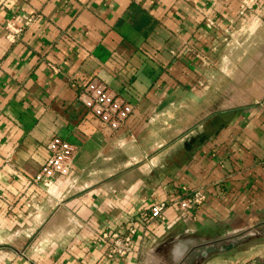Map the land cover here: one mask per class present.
<instances>
[{
	"label": "crops",
	"instance_id": "obj_1",
	"mask_svg": "<svg viewBox=\"0 0 264 264\" xmlns=\"http://www.w3.org/2000/svg\"><path fill=\"white\" fill-rule=\"evenodd\" d=\"M94 77L132 105L116 132L78 98ZM53 136L76 153L46 192L32 179ZM199 187L191 213L148 217ZM131 219L132 251L107 258L100 235ZM251 261H264V0H0V264Z\"/></svg>",
	"mask_w": 264,
	"mask_h": 264
},
{
	"label": "built area",
	"instance_id": "obj_2",
	"mask_svg": "<svg viewBox=\"0 0 264 264\" xmlns=\"http://www.w3.org/2000/svg\"><path fill=\"white\" fill-rule=\"evenodd\" d=\"M207 25L211 21L207 20ZM6 39L13 42L21 32L19 27L7 25ZM196 57L201 61L206 62L203 56L197 52ZM200 83V81H199ZM200 85H202L200 83ZM79 100L88 108L108 129L116 132L123 125L132 112V105L119 97L98 78L94 77L87 81L85 86L78 94ZM48 149V157L35 174L32 181L35 184H40L49 192L54 176H66L69 174L73 165V159L76 153V147L68 140L59 136H53L46 144ZM206 200V193L203 188L199 187L194 190H189L180 197L168 202L161 200L152 204L148 211L150 218H162L163 211L168 205L179 212H192L201 206ZM137 222L134 219L124 232H103L100 237L107 241L106 257L109 259L124 257L128 255L133 248V238L137 233ZM245 264H264V261H251Z\"/></svg>",
	"mask_w": 264,
	"mask_h": 264
},
{
	"label": "trees",
	"instance_id": "obj_3",
	"mask_svg": "<svg viewBox=\"0 0 264 264\" xmlns=\"http://www.w3.org/2000/svg\"><path fill=\"white\" fill-rule=\"evenodd\" d=\"M212 121V120H211ZM216 121V119L214 120ZM220 125H223L225 124V122H227V119H224V116L221 115L220 116ZM209 133L204 131V132H201V133H198L194 136H192L189 140V142L185 143L184 146L182 147V149L180 151H178V155L181 154V158L183 160H185L189 155H190V152L192 150H194L204 139H206L208 137ZM177 164L176 161H173L172 162V165H175ZM178 166V165H176Z\"/></svg>",
	"mask_w": 264,
	"mask_h": 264
},
{
	"label": "rangeland",
	"instance_id": "obj_4",
	"mask_svg": "<svg viewBox=\"0 0 264 264\" xmlns=\"http://www.w3.org/2000/svg\"><path fill=\"white\" fill-rule=\"evenodd\" d=\"M254 71H255L254 73H258V71H259V70L255 68V70H254Z\"/></svg>",
	"mask_w": 264,
	"mask_h": 264
}]
</instances>
